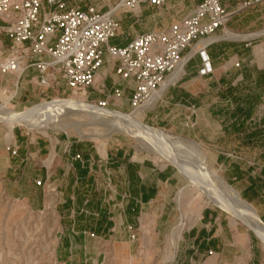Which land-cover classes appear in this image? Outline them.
I'll return each instance as SVG.
<instances>
[{"label": "crops", "instance_id": "1", "mask_svg": "<svg viewBox=\"0 0 264 264\" xmlns=\"http://www.w3.org/2000/svg\"><path fill=\"white\" fill-rule=\"evenodd\" d=\"M201 1L165 0L158 8L142 5L135 14L125 12L131 29L125 33L120 23L118 36L108 45L124 47L153 30H136V23L155 20L152 12H160L170 26ZM219 1L229 17L205 48L210 71L199 73L201 41L196 42L184 52L190 56L182 74L142 112L151 126L189 129L192 123L196 132H206L212 165L264 226V2L241 9L240 0ZM117 2L65 0L67 8L92 6L100 12ZM10 44V38L0 37V61ZM6 77L0 75V88L9 85ZM13 79L19 103L28 87L40 88L33 69ZM115 85L123 89V99L109 107L125 110L132 84L119 81L114 63L105 60L87 98L100 100L102 89ZM182 183L174 167L134 160L129 150L103 151L62 135L39 136L0 125V192L30 212L53 213L58 264H261L255 240L215 206H204L190 217L171 251L170 211Z\"/></svg>", "mask_w": 264, "mask_h": 264}, {"label": "built area", "instance_id": "2", "mask_svg": "<svg viewBox=\"0 0 264 264\" xmlns=\"http://www.w3.org/2000/svg\"><path fill=\"white\" fill-rule=\"evenodd\" d=\"M164 2L118 0L109 10L100 12L92 6L84 10L67 8L65 0H0V37L11 40L7 56L0 61V75L21 76L33 69L38 87L48 88L60 81L65 90L86 102L87 90L98 70L105 60L111 61L117 79L132 84L127 105L130 112L136 111L151 101L166 78L185 64L190 55L184 52L196 42L201 41L197 53L203 68L199 73L210 71L205 48L229 17L219 0H202L189 16L166 30L139 34L124 47L108 45L119 33L116 13L135 14L142 5L158 8ZM263 2L240 0V8ZM116 86L102 89L103 98L94 105L109 109L111 103L122 100L123 89ZM192 126L190 123L189 128ZM10 153L14 156L16 149H10ZM134 239L131 234L130 240Z\"/></svg>", "mask_w": 264, "mask_h": 264}, {"label": "rangeland", "instance_id": "3", "mask_svg": "<svg viewBox=\"0 0 264 264\" xmlns=\"http://www.w3.org/2000/svg\"><path fill=\"white\" fill-rule=\"evenodd\" d=\"M100 6L101 4L98 5V7ZM103 8H105V5H102L101 10H103ZM151 15L155 17V20L151 21V19L148 18L145 21L136 23L137 31L146 30L147 28L153 29L154 31H162L166 30V27L171 23L170 21H163L160 17V12H152ZM166 15L167 13L165 12L163 16ZM120 16L121 20H119V24L121 23V26L125 29L126 33L127 29H131V24L127 19L129 14L125 12H118L115 14L117 19L120 18ZM122 16H125V18ZM6 79L9 81V85H3L0 88V113L2 115H22L37 109L44 102H54L62 99L77 100L81 98L80 95H73L65 90L59 81L58 85L53 84L44 89L38 88L33 90L32 87H28L23 93V101L27 100V102L23 103L22 101L19 103L18 94L15 89L11 87V85L15 83L13 75H7ZM98 99L99 97L97 96L94 98H87L86 102L94 105ZM108 108L114 110L110 107ZM119 112L123 115L131 114L129 108ZM60 116L57 115L53 118L54 120L47 123L39 120L26 128L22 126L13 127L28 132L29 134L32 133L39 136H46L47 134L52 136L62 135L69 141L86 142L97 146L99 150L103 151L122 148L123 150H126V152L129 150L130 156H132L134 160L146 161L155 166H171L164 160L148 152V144L144 143L145 146L138 142L133 136L117 129L114 123L115 120L112 118L104 117L98 119L77 112L60 114ZM134 119L140 120L146 126L161 130L173 138H181L198 146L200 148V153L205 160L207 169L212 171V174L208 171L207 176L206 171H204L205 173H202L201 169H194L195 171L197 170V172L198 170L200 171V175L197 173L199 176H201L202 173L203 177H200L201 180L204 182V179H207V177H213V180L221 178L219 171H217L216 167L211 163L206 132L201 131V134L196 132L195 128L188 129L183 126L179 129H174V125L167 124L151 126L145 122L143 112L136 114ZM0 125L4 124L0 123ZM6 127L8 130L13 128L10 126ZM179 151L180 150H177L175 152ZM180 155L187 159V162L191 163L192 166H194L193 163L196 161L199 162L196 157L193 161V155L191 154H188L189 158L184 153L180 152ZM176 171L183 179V183L181 187L177 188L171 205L172 210L170 211V217L174 220V228L167 237L168 246L171 251L175 249L176 245V242L175 245H173V243L171 244V240L173 238H176V241L179 239L181 231L191 223L190 217L204 206H215L207 200L204 194H201L198 189L193 187L192 183L188 181L187 178H184L182 172L177 169ZM221 185H227L222 178ZM177 198L180 200V206L176 202ZM215 207L222 211L219 207ZM180 213L181 220L178 221ZM52 214L53 213H50L49 211L30 212L20 202L8 200L0 192V264H58L55 259V221ZM230 218L233 222H237L242 229L246 230L255 240V245L261 250L263 256L260 263L264 264V248L254 233L248 230L236 219L231 216ZM178 223L181 224V226L177 227Z\"/></svg>", "mask_w": 264, "mask_h": 264}, {"label": "bare ground", "instance_id": "4", "mask_svg": "<svg viewBox=\"0 0 264 264\" xmlns=\"http://www.w3.org/2000/svg\"><path fill=\"white\" fill-rule=\"evenodd\" d=\"M181 68L182 67H178L166 78L160 90H158L153 97L154 99L160 95V92L168 84L174 83L182 74ZM81 99L82 98L77 100L62 99L60 101L44 102L37 109L22 115H2L0 113V123L10 127L22 126L26 128L39 120L47 123L54 120L53 118L57 115L60 116V114L73 112L82 113L86 116H92L98 119L104 117L112 118L115 120L114 123L117 129L133 136L143 145L148 144V152L182 172L184 178H187V180L192 183L193 187L198 189L201 194H204L209 202L222 209L223 212L227 213L243 224L248 230L252 231L264 248V226L258 222L256 215L249 206L240 200L231 188L227 185H221V178L213 180V177H211L212 179L207 177V179H204V182L201 180L200 177L202 173L206 171L207 175V172L210 170L207 169L205 160L198 146L180 138H173L161 130L146 126L140 120L134 119L136 114L142 112V109L147 103L138 110L131 112L130 115H123L121 112L99 108ZM153 100L151 99V101ZM149 104H147V108L150 106ZM177 150L180 151L175 152ZM180 152L186 154L187 157L189 156L188 154L193 155V161L196 157L199 162L196 161L193 163L194 166H192L191 163L187 162V159L180 155ZM194 169H201V176H199L200 171L198 170L197 172V170L195 171ZM210 172L212 174V171ZM197 173H199V175ZM176 202L180 206L179 198H177ZM180 220L181 213L178 217V221ZM179 226H181V224L178 223L177 227ZM175 242L176 238H173L171 244L173 243V245H175Z\"/></svg>", "mask_w": 264, "mask_h": 264}, {"label": "water", "instance_id": "5", "mask_svg": "<svg viewBox=\"0 0 264 264\" xmlns=\"http://www.w3.org/2000/svg\"><path fill=\"white\" fill-rule=\"evenodd\" d=\"M250 208V207H249ZM251 209V208H250ZM259 223H261L259 220H258ZM263 225V224H262Z\"/></svg>", "mask_w": 264, "mask_h": 264}]
</instances>
